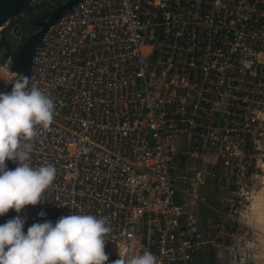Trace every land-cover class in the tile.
<instances>
[{
	"label": "built area",
	"instance_id": "built-area-1",
	"mask_svg": "<svg viewBox=\"0 0 264 264\" xmlns=\"http://www.w3.org/2000/svg\"><path fill=\"white\" fill-rule=\"evenodd\" d=\"M9 40L0 92L22 77ZM32 85L55 108L30 163L56 174L13 216L25 231L73 212L106 217L105 264L144 250L199 264L206 174L230 189L264 171V0H83L42 37Z\"/></svg>",
	"mask_w": 264,
	"mask_h": 264
},
{
	"label": "clouds",
	"instance_id": "clouds-1",
	"mask_svg": "<svg viewBox=\"0 0 264 264\" xmlns=\"http://www.w3.org/2000/svg\"><path fill=\"white\" fill-rule=\"evenodd\" d=\"M53 99L28 78L0 92V216L9 209L20 213L26 205H37L52 183V164L32 166V139L37 127L47 129L53 119ZM16 167L8 168L5 161ZM38 216H45L41 210ZM25 217L15 215L0 223V264H105L106 217L91 213L61 215L55 221L34 222L24 230ZM110 264H157L150 250L131 258L119 257Z\"/></svg>",
	"mask_w": 264,
	"mask_h": 264
},
{
	"label": "rangeland",
	"instance_id": "rangeland-1",
	"mask_svg": "<svg viewBox=\"0 0 264 264\" xmlns=\"http://www.w3.org/2000/svg\"><path fill=\"white\" fill-rule=\"evenodd\" d=\"M51 1H33L31 12H24L22 18L41 17L44 13L38 10ZM22 18L4 25L0 38L18 40ZM220 176L224 174H206V185L197 191L198 221L205 241L199 264H264V171L249 175L244 188L220 189L214 185Z\"/></svg>",
	"mask_w": 264,
	"mask_h": 264
},
{
	"label": "water",
	"instance_id": "water-1",
	"mask_svg": "<svg viewBox=\"0 0 264 264\" xmlns=\"http://www.w3.org/2000/svg\"><path fill=\"white\" fill-rule=\"evenodd\" d=\"M33 1L35 0H0V29H2L10 20L16 18L26 7H30V4ZM58 1L59 0H52L51 2L56 3ZM81 1L83 0H65L55 6L54 9L47 14L45 21L39 23V29L33 33H29L27 37L21 41L19 49L13 57L10 71H19L22 74V77L28 78L35 49L41 43L42 37L55 25L60 17L65 15ZM9 42L10 40L5 36L0 38V45H3L8 52H10ZM11 87L12 84H9L8 88L11 89ZM5 163L8 166L7 160ZM12 216L13 210L9 209L8 213L0 216V223L5 222Z\"/></svg>",
	"mask_w": 264,
	"mask_h": 264
},
{
	"label": "flooded vegetation",
	"instance_id": "flooded-vegetation-1",
	"mask_svg": "<svg viewBox=\"0 0 264 264\" xmlns=\"http://www.w3.org/2000/svg\"><path fill=\"white\" fill-rule=\"evenodd\" d=\"M59 1L56 3L50 2L49 5H43L42 8L38 10L39 13L48 14L52 9H54L55 6H57L59 4ZM28 10L31 12V7H28ZM45 19L46 18L40 19V17L34 18V20H32L31 18H29V19L22 18L19 21V25H18V29H17V30H21L20 31L21 36H19L18 40H17L18 43H21V41L24 38H26L29 33H33L36 30H38L39 29V23L44 22ZM12 36H14V35L12 34Z\"/></svg>",
	"mask_w": 264,
	"mask_h": 264
},
{
	"label": "trees",
	"instance_id": "trees-1",
	"mask_svg": "<svg viewBox=\"0 0 264 264\" xmlns=\"http://www.w3.org/2000/svg\"><path fill=\"white\" fill-rule=\"evenodd\" d=\"M26 11H28V7H26L22 12H23V14H24V12H26ZM46 16H47V14H43L41 17H40V19H44V18H46ZM14 19H17V18H14ZM14 19H12V20H10L9 22H13L14 21ZM16 21V20H15ZM8 22V23H9ZM15 23V22H14ZM11 26L9 25L8 27H7V29H9ZM3 29H5V28H3ZM0 64H3L5 61H6V59H7V57H9L10 56V54L8 53V51L5 49V47L3 46V45H0Z\"/></svg>",
	"mask_w": 264,
	"mask_h": 264
},
{
	"label": "bare ground",
	"instance_id": "bare-ground-1",
	"mask_svg": "<svg viewBox=\"0 0 264 264\" xmlns=\"http://www.w3.org/2000/svg\"><path fill=\"white\" fill-rule=\"evenodd\" d=\"M257 207V206H256Z\"/></svg>",
	"mask_w": 264,
	"mask_h": 264
}]
</instances>
